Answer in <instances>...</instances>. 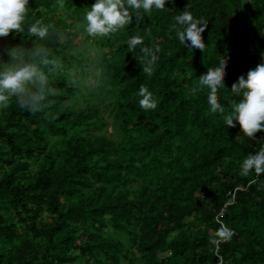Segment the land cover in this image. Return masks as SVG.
I'll list each match as a JSON object with an SVG mask.
<instances>
[{
    "label": "trees",
    "instance_id": "16d2710c",
    "mask_svg": "<svg viewBox=\"0 0 264 264\" xmlns=\"http://www.w3.org/2000/svg\"><path fill=\"white\" fill-rule=\"evenodd\" d=\"M94 2L29 0L25 31L0 38V67L17 45L62 61L47 66L45 108L12 97L0 109V264H264V173L240 175L264 130L226 126L199 84L229 58L217 96L226 108L238 98L231 85L264 60V0H168L105 37L85 31ZM186 7L207 21L204 50L176 37ZM37 20L48 37L27 31ZM137 32L160 45L152 75L129 47ZM141 87L156 109L140 107Z\"/></svg>",
    "mask_w": 264,
    "mask_h": 264
},
{
    "label": "clouds",
    "instance_id": "9594fccd",
    "mask_svg": "<svg viewBox=\"0 0 264 264\" xmlns=\"http://www.w3.org/2000/svg\"><path fill=\"white\" fill-rule=\"evenodd\" d=\"M168 0H95L85 13V31L93 37H105L117 33L131 24L133 17L137 22L143 21L146 13L153 9H164ZM29 0H0V38L13 33L25 31L24 21L29 11ZM178 40L188 48L204 50L205 41L202 33L207 21L197 19L188 7L175 16ZM31 34L43 39L49 35V26L40 20L27 27ZM145 37L137 32L131 36L129 47L135 50L141 45L143 53L142 72L152 75L156 70L161 48L159 44L152 46L144 43ZM11 61L7 67H0V109L6 108L10 98L15 97L21 108L32 112L47 106L48 97L55 89L50 85V71L47 66L59 69L62 61L51 56L45 46L26 50L20 45L10 49ZM229 58L219 59L216 66L199 76L201 88H206L207 104L211 114L223 115L226 126L235 127L238 123L244 135L252 138L258 131L264 130V60L241 74L231 85L235 97L230 100V108H226L218 99L219 90L228 88L225 85ZM5 64L0 62V65ZM139 105L145 110H154L158 100L147 87L139 89ZM257 175L264 173V147L255 153H249L240 164V175L248 176L251 172ZM217 235L225 240L230 239L233 230L221 226Z\"/></svg>",
    "mask_w": 264,
    "mask_h": 264
},
{
    "label": "built area",
    "instance_id": "2783aa9c",
    "mask_svg": "<svg viewBox=\"0 0 264 264\" xmlns=\"http://www.w3.org/2000/svg\"><path fill=\"white\" fill-rule=\"evenodd\" d=\"M235 202V192L229 195L228 201L225 203L224 208L221 210L220 215L224 213L225 208ZM234 232V231H233Z\"/></svg>",
    "mask_w": 264,
    "mask_h": 264
},
{
    "label": "rangeland",
    "instance_id": "374dc122",
    "mask_svg": "<svg viewBox=\"0 0 264 264\" xmlns=\"http://www.w3.org/2000/svg\"><path fill=\"white\" fill-rule=\"evenodd\" d=\"M107 135H109V134H107Z\"/></svg>",
    "mask_w": 264,
    "mask_h": 264
}]
</instances>
